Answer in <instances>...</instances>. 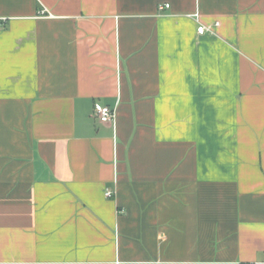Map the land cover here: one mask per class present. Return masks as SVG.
I'll use <instances>...</instances> for the list:
<instances>
[{"label":"crops","instance_id":"crops-1","mask_svg":"<svg viewBox=\"0 0 264 264\" xmlns=\"http://www.w3.org/2000/svg\"><path fill=\"white\" fill-rule=\"evenodd\" d=\"M0 264H264V0H0Z\"/></svg>","mask_w":264,"mask_h":264},{"label":"built area","instance_id":"built-area-1","mask_svg":"<svg viewBox=\"0 0 264 264\" xmlns=\"http://www.w3.org/2000/svg\"><path fill=\"white\" fill-rule=\"evenodd\" d=\"M167 7L170 6L169 3L166 4ZM190 16H193L196 18V20L199 19V13L195 12L193 14H190ZM219 22H215L214 25H218ZM197 31L200 34H205L207 32H213V27L212 26H207L205 24H203L202 22L199 23L198 27H197ZM96 114L99 117V119L101 120V122L107 123V122H113L115 120L116 117V112L113 108H111L110 106H101L96 110ZM106 196L111 197L113 196V191L111 190H107L106 191Z\"/></svg>","mask_w":264,"mask_h":264}]
</instances>
